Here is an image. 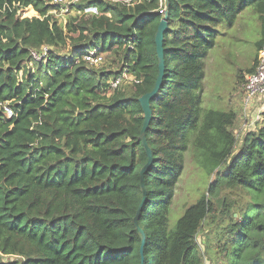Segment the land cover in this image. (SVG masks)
I'll return each instance as SVG.
<instances>
[{
    "label": "trees",
    "instance_id": "trees-1",
    "mask_svg": "<svg viewBox=\"0 0 264 264\" xmlns=\"http://www.w3.org/2000/svg\"><path fill=\"white\" fill-rule=\"evenodd\" d=\"M51 2L0 0V254L17 258L0 264H264V123L239 142L237 113L206 109L202 97L221 25L252 6L256 51L264 48V0H166L164 12L160 0L128 8L78 0V14L62 22ZM91 6L97 15L83 12ZM28 7L39 18H22ZM166 12L163 76L145 133L142 246L133 223L148 159L139 98L156 82L154 38ZM43 47L47 56L35 61ZM93 49L116 70L76 62ZM124 74L132 81L112 88L108 80ZM188 151L212 180L170 226ZM205 223L217 234L202 250Z\"/></svg>",
    "mask_w": 264,
    "mask_h": 264
},
{
    "label": "rangeland",
    "instance_id": "rangeland-1",
    "mask_svg": "<svg viewBox=\"0 0 264 264\" xmlns=\"http://www.w3.org/2000/svg\"><path fill=\"white\" fill-rule=\"evenodd\" d=\"M20 15L22 18L37 16L31 7L23 10ZM70 15L75 16L77 13L73 10ZM67 16L66 13L55 14V18L59 22L65 20ZM219 30L220 33L216 37L215 45L209 49L204 60L203 106L211 110L227 112L231 109L235 111L238 115L235 135L240 142L245 132L255 130L264 123L262 121L264 120V113L259 111V106L258 108L252 106L247 109L244 108L242 102V86L245 77L248 75L247 71L256 63L255 58L258 52L255 44L260 39L261 26L254 8L250 6L238 15L232 27L228 28L226 25H221ZM68 51H60V54L65 55ZM100 58L101 62L97 65L98 69L116 68V63H112L109 59L106 60L105 56H100ZM108 82L111 84L113 80L109 79ZM130 82L131 77L124 74L121 76L119 84L128 85ZM211 180L212 177H206L205 171L193 162L188 151L184 155L183 171L175 186L174 197L171 202L170 226L176 223L187 207L195 203L205 193ZM223 195L224 193L221 196ZM216 234L217 227L215 225L210 223L203 225L197 236V242L202 250L207 243H214ZM9 259L10 261L17 260V258Z\"/></svg>",
    "mask_w": 264,
    "mask_h": 264
},
{
    "label": "built area",
    "instance_id": "built-area-1",
    "mask_svg": "<svg viewBox=\"0 0 264 264\" xmlns=\"http://www.w3.org/2000/svg\"><path fill=\"white\" fill-rule=\"evenodd\" d=\"M105 1L114 3V4H120L128 8V7H132L135 4L141 3L144 0H105ZM77 2L78 0H52L51 5L54 8H56L52 13L54 15L56 13L57 14L66 13V15L71 16L70 14L71 12H73L72 7L75 6ZM165 4H166V0H160V7L162 8L161 12L165 11ZM83 12L85 14H91V15H97L98 13L97 8L92 7V6L85 8ZM36 17H38V15ZM48 50H49L48 47H43L39 52L37 51L32 52L33 59L35 61L43 60L47 56ZM97 53L98 51L94 49L81 52L76 57L77 59L76 62H78V60L81 59L82 61L87 62L89 65H93L97 67V65L100 64L101 62V58H100L101 55ZM120 80H121V77L113 80L110 86L112 88H116L119 85ZM242 87H243L242 102H243L244 108L248 109V107L251 108L252 106H256L258 108L259 106V111L264 113V48L258 51L257 64L255 66V69L252 73L248 74L245 77L244 84ZM2 107H3V111H4L6 118L11 119L13 117L12 110L7 106H2ZM0 260L4 263L11 262L9 258L4 257L1 254H0Z\"/></svg>",
    "mask_w": 264,
    "mask_h": 264
},
{
    "label": "water",
    "instance_id": "water-1",
    "mask_svg": "<svg viewBox=\"0 0 264 264\" xmlns=\"http://www.w3.org/2000/svg\"><path fill=\"white\" fill-rule=\"evenodd\" d=\"M167 19H168V14L166 12L165 16L163 17V19L160 21V23L158 25L157 31L155 33V38H154L155 45H156V51H157L158 69H159L154 88L152 89V91H150L149 93H147V94H145L139 98V104H140V107L142 109L143 117H144L143 125H142L140 135H139V140L142 144L143 150H144L145 154L147 155L148 159H147L146 164L141 168V170L139 172V180H140V188H141V192H142V198H141V203H140V205L136 211V214L133 218V223L135 225V228L138 230V232L141 236L142 246H143L144 241H145V236H144L143 231L139 228V226L137 224V218L141 212V209L143 207V204H144V201L146 198V190L144 187L143 175L152 163V154H151L150 148L147 145L145 133H146V129L148 127L149 121H150L151 116H152L149 101L157 94V92L160 88V84H161L162 76H163L164 66H163V47H162V45H163L164 33L168 27ZM141 264H143V263H141Z\"/></svg>",
    "mask_w": 264,
    "mask_h": 264
}]
</instances>
